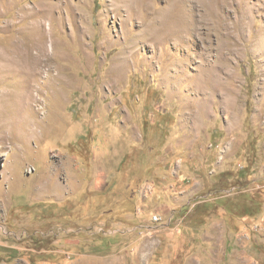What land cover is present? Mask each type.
<instances>
[{
  "label": "rangeland",
  "instance_id": "obj_1",
  "mask_svg": "<svg viewBox=\"0 0 264 264\" xmlns=\"http://www.w3.org/2000/svg\"><path fill=\"white\" fill-rule=\"evenodd\" d=\"M0 116V264H264V0H0Z\"/></svg>",
  "mask_w": 264,
  "mask_h": 264
},
{
  "label": "bare ground",
  "instance_id": "obj_2",
  "mask_svg": "<svg viewBox=\"0 0 264 264\" xmlns=\"http://www.w3.org/2000/svg\"><path fill=\"white\" fill-rule=\"evenodd\" d=\"M13 2V1H12ZM50 3V2H49ZM48 4V3H47ZM51 4V3H50ZM55 4V3H54ZM56 5V4H55ZM58 7V6H57ZM38 10V9H37ZM55 10V7L54 6H49V7H47V8H41L40 10H38L37 11V13H36V15H38V17L35 19V21H36V23H34L33 24V26H34V32H36V33H41V35L40 36H38V38H37V36H36V38L34 39V44H33V47H35L37 50H38V53L35 55V56H33L32 58H33V60H34V62H36V63H38V65H40L41 66V64L39 63V59H40V57H42V56H45V54H46V52L48 51V49H47V46H46V41L47 40H51V42H52V45L53 46H55L56 45V40L54 39V36H55V33H54V28L52 27L53 25H52V22H53V19H54V11ZM62 11V10H61ZM138 11V10H137ZM59 12V11H58ZM159 13V12H158ZM152 14V13H151ZM35 15V14H34ZM33 15V16H34ZM36 15H35V17H36ZM131 16V15H130ZM164 16V15H163ZM24 17V16H23ZM35 17H33V18H35ZM129 18V17H128ZM136 18V17H135ZM45 19H48V20H50V29H49V32L44 28V20ZM167 19V18H166ZM56 20V19H55ZM163 20V19H162ZM178 23V22H177ZM143 26V25H142ZM33 28V27H32ZM143 28V27H142ZM148 31V30H147ZM156 31V30H155ZM158 32V31H157ZM181 33V32H180ZM152 37V36H151ZM127 40V39H126ZM146 40H148V39H146ZM58 42V41H57ZM156 44V43H155ZM22 45V44H21ZM20 45V46H21ZM24 45V44H23ZM25 46H26V44H25ZM24 47V46H23ZM23 47H21L22 49H23ZM57 47V46H56ZM19 48V47H18ZM25 49V48H24ZM26 50H28V49H26ZM31 50V49H30ZM29 51V50H28ZM55 51H56V49L54 50V47H53V52H52V55H54L55 54ZM26 52V51H25ZM31 52V51H30ZM30 52H27V53H29L30 54ZM27 53H25V54H27ZM51 53V52H50ZM56 55V54H55ZM30 56H31V54H30ZM51 56V55H50ZM31 58V57H30ZM123 58H124V56H123ZM42 59V58H41ZM47 59V58H46ZM3 60V59H2ZM45 61V60H44ZM50 61V59H48V61H47V63ZM122 62L124 63V62H126V60L125 59H122ZM36 63H34V64H36ZM47 66H50V65H48V64H46ZM123 65V64H122ZM37 66V65H36ZM35 66V67H36ZM37 69V68H36ZM57 69V68H56ZM57 70H59V69H57ZM34 71V70H33ZM40 72V71H39ZM52 72H53V68H51V70H50V72H49V75L47 76V79H49L50 77H52ZM55 72V71H54ZM60 72V71H59ZM40 74V73H39ZM36 75V74H35ZM37 75H38V70H37ZM201 77H202V75H201ZM200 77V78H201ZM51 79V78H50ZM204 80V79H203ZM205 81V80H204ZM56 82V81H55ZM205 83V82H204ZM59 85V84H58ZM5 94V93H4ZM7 94V93H6ZM3 99H5V98H3ZM2 99V100H3ZM7 99V98H6ZM1 115H3L4 116V114H1ZM1 117V116H0ZM9 118V117H8ZM2 119V118H1ZM5 120V119H4Z\"/></svg>",
  "mask_w": 264,
  "mask_h": 264
},
{
  "label": "built area",
  "instance_id": "obj_3",
  "mask_svg": "<svg viewBox=\"0 0 264 264\" xmlns=\"http://www.w3.org/2000/svg\"><path fill=\"white\" fill-rule=\"evenodd\" d=\"M155 220H158V217L157 216H155Z\"/></svg>",
  "mask_w": 264,
  "mask_h": 264
}]
</instances>
